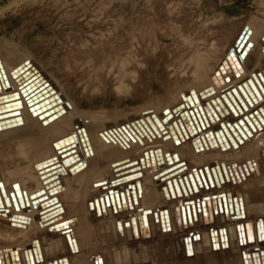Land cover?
<instances>
[{
  "label": "rangeland",
  "instance_id": "obj_1",
  "mask_svg": "<svg viewBox=\"0 0 264 264\" xmlns=\"http://www.w3.org/2000/svg\"><path fill=\"white\" fill-rule=\"evenodd\" d=\"M252 20L255 23L253 29L251 27ZM263 29L264 0H240L237 3L235 0H0V42L3 41L4 43L0 44V63L1 61L2 63L5 62L6 66L8 61L11 63L15 61L11 56L5 57L6 54L3 53V50H6L3 48L8 42V44L11 43L16 46V49L12 48L14 51L17 50L20 55L30 54L35 63L42 68V71L51 77L52 83L60 89L62 95L69 100L68 102L74 106L76 111L104 116V119H107L109 123L105 126L104 133L107 132V127L117 123L119 125L117 128L121 129H119V133L122 135H119V138L122 137V143L128 148L132 147L133 144L144 146V143L147 144L150 140L149 137H154L158 141L165 136L168 138L166 140L173 141L174 136L172 134L175 132L174 134L177 135L178 132L176 138L179 137L181 140L180 144L177 143L179 149H186L185 151L192 149L200 156L202 154L205 156V150H208L206 145H210L212 139L205 140L204 136L208 137L207 133H211L212 130L218 134V139H216L221 142H219L221 146L226 143V146L224 145L226 148L235 149L238 148L235 141L241 142L240 144L251 139L257 141V136L262 135V128L260 130L259 128L255 129V133H253L245 120L241 123L242 116H248L251 110L257 109L261 103H264L262 91H260L262 87L256 79L254 80L256 89L253 87L252 93L248 92L249 88H246L245 93L241 92V88L246 83L252 86L251 78L255 76H259L264 88V66L260 65V70H255L262 54L261 45L257 39ZM242 42L244 46L238 50ZM249 44V50H244ZM243 52H245L244 56ZM5 66L0 65V68ZM257 72L262 73L257 74ZM251 73H253L252 77L249 76ZM211 77L217 78L223 89L229 87L220 95L221 99L224 100L225 95L233 92L235 95L233 98L225 99L230 101H223L225 102L224 105L220 103L221 111L217 109L214 102L216 98L217 100L220 99V96L215 97V99H210L213 98L210 97L208 102L205 101L203 108L206 109L204 110L211 113L213 121L218 122H210L209 124L215 127L207 132L203 127L205 118L201 112V102H199L203 100L204 96H200L199 91L211 92L216 88L217 85L213 82L204 83ZM241 79L244 80L241 81ZM236 83L237 85L232 87ZM238 90L244 102L241 99H235V96L236 98L237 95L239 96ZM259 93L261 99L258 97ZM188 96L193 98L190 99ZM185 100L188 103L184 102ZM155 107H161V110H165L163 114L161 110V114L157 113L158 111L149 113L152 118L148 116L152 120L154 130H159L157 138H155L154 133L151 135L152 130L150 128L145 127L147 125L143 118H137L134 121L135 128H137L136 123L140 124L142 121L141 128L144 126L145 130L143 131H147V133L143 132L145 136L142 137V140L148 139L142 142L140 135H137L138 141H131L132 136L129 131L126 129L123 131L126 120L137 117L141 114V109L154 110ZM215 110H218L217 114ZM222 111L227 115H225L226 118L222 115V118L228 119L227 121L222 122L218 118ZM188 117L192 119L189 121ZM211 117L208 116L209 121ZM233 117L235 120H232ZM164 119L170 122L167 129H165ZM176 119L182 121L179 129L176 128L178 125H174ZM6 121L2 120L1 123L6 124ZM227 123L232 127H235L234 124H236V130L243 128L241 131L246 136L245 140L244 138L240 140L235 135L234 137L233 131H228V128L231 129ZM7 124L10 125V123ZM160 125L164 128H160ZM183 127L187 136L184 135ZM206 129H209V126ZM126 133L130 135L128 136ZM167 133L170 134L169 137ZM66 139L69 140L68 137L63 140ZM231 139L235 146L232 144L233 142L231 143ZM151 140L153 141V138ZM149 145H153L154 148L157 147V143ZM224 146L223 148H225ZM199 147L201 152H197L196 148ZM254 147V144H247L243 147L244 149H237L236 152L242 150L238 154L245 155ZM16 149L17 145L11 144V142H0V159L2 158V161L8 158L16 159ZM170 149L171 152L166 151L164 153L160 150L158 154L151 153V155H156L155 157L161 162H159L160 167L158 165L156 168L151 159L149 161V158L153 157L150 154L142 155L143 158L140 154H128L130 158L136 159V164H138L135 167H129L132 170L129 175L121 177L123 180L119 177L111 181L113 183L111 185L115 186L116 184L117 187L123 182L124 185H128L124 190L125 192L121 191L120 188H114V186L109 189L108 184L103 187L97 185L99 180L105 177L104 170H110L111 174H120V170H126V173L130 171L128 168V170L126 168L115 170V167L110 164L112 160L118 159V156L109 157L101 154L100 161L103 162V169L98 171L92 179L95 188L85 186V183L89 181H85L86 178L90 179L89 176L93 175L92 171L94 170H90L91 173L75 180L74 183L76 184L74 185L80 189L77 191L79 196L76 194L77 196L74 197L77 201L74 198L72 201L78 204L75 205L74 203V206L69 204L68 208L66 205L68 203L61 206L60 197L57 194L54 196L55 199L48 200V194L57 193L54 187H60L64 183H60L58 178L59 181H56V184H52V186L44 184L46 191L42 188L43 193L48 192V194L41 197L35 196L36 199L34 200L36 202L37 199L42 198L41 203L36 202L35 204V208H43L42 211H39L41 214L37 212L40 215L39 219L32 223L30 218L23 217L24 220L16 219L17 224L0 220V264H264L262 257L264 240L259 238L260 234L258 233L260 232L258 226L264 222V219L260 218L261 220L256 221L257 233H253V220L246 221L248 225L242 221L249 218L246 215L247 209L244 205L254 203L264 205L263 162L256 171V167L252 169L250 166L248 169L249 166L243 165H251L252 163H242V158H240L241 160H231L233 161L232 173L235 180L237 179V184L241 182L239 184L241 191L238 190L239 188H235L239 185H230L232 182L228 179L225 168L227 163L223 161L218 164L224 169H222L221 175H224L225 180L222 176L220 181L217 180L218 177H215L213 171L219 170V165H204L195 170L196 172L184 174L179 178L180 180L178 179V181L186 180L185 182H188L187 188L190 187L189 190L196 191V194L188 190L193 196L191 194H187V196L186 193L189 192L182 190L184 195L181 193L178 195L179 197L168 199L167 192L169 191L170 194L173 192L172 175L185 173L188 170L186 168L190 167L182 166L183 161L180 160L184 159L178 156V151ZM223 156L220 155L221 159H225V156L222 158ZM62 157L64 158V156ZM163 159L166 161L164 162ZM173 159L176 160L175 165H173ZM263 159V154L257 156L254 164L256 161L261 163ZM141 160L147 161L149 167L144 168V165L139 163ZM208 160H212V157L203 159V161ZM48 161L45 160L39 165H45ZM78 161H75L74 164ZM38 169H43V167ZM201 169L205 170L208 182L212 180L211 175L214 176L215 187L213 186L212 191L205 188L204 191H200L201 193L197 192L207 185L205 180H203L204 185H198L201 182L196 181L197 178L195 179L193 176L196 173L202 174ZM144 170L156 174L153 178V185L142 193L140 192L141 196H139L140 193L137 194L136 197L138 198L132 195L134 199L127 196L126 200L129 203H126L127 201L123 199L122 194L132 192L134 179L135 181L141 179ZM122 171L121 173H123ZM35 174L37 175V172ZM257 174L262 176L260 175L261 177L258 178ZM190 177L192 182L188 179ZM41 180H43L42 177ZM3 182L2 177H0V192H3L2 197L9 200L8 194L4 196V193L7 192L8 188L10 194L13 190V184L7 185ZM176 184L175 181L174 186ZM175 187L177 188V185ZM199 187L200 189H197ZM22 188L25 189L24 187L14 188L13 193L17 195H14L13 200L18 202H16L17 205L14 203L16 211L30 207L29 201L25 202L28 198L26 189L23 190ZM100 188L102 189L100 190ZM163 189L164 191H162ZM85 191L89 194H85ZM173 193L175 194V191ZM22 200L23 203H21ZM190 200L193 201L190 202ZM50 201L53 204H50ZM221 202L226 206H222ZM7 205H10V200ZM0 208V210L3 209V204H0ZM50 208L53 209L50 210ZM55 208L57 209L55 210ZM193 208L195 209L193 210ZM4 210L6 208L2 212ZM57 216H60L61 219L53 220ZM11 219L13 220V218ZM91 224L94 230L91 229ZM37 225L40 227L39 230L36 229L38 228ZM241 225H245L243 238L240 232ZM249 225H252V235L259 234L257 235V243L263 244L260 247L263 251H260V248L257 250L255 245L245 241V238L248 237ZM24 227L27 230L23 231L22 228ZM171 231L172 233H170ZM99 258L100 260H98Z\"/></svg>",
  "mask_w": 264,
  "mask_h": 264
},
{
  "label": "bare ground",
  "instance_id": "obj_2",
  "mask_svg": "<svg viewBox=\"0 0 264 264\" xmlns=\"http://www.w3.org/2000/svg\"><path fill=\"white\" fill-rule=\"evenodd\" d=\"M254 25H255V23H254V21L252 20V22H251V27H252V29H253V27H254ZM259 34V33H258ZM255 36L257 35V34H254ZM253 35V36H254ZM257 41H259V43H260V45H261V51H262V54H261V56H260V62L258 63V66L256 67V71L257 70H260V67L263 65L264 66V29L261 31V33H260V35H259V37H258V39H257ZM2 42V43H1ZM0 42V44L2 45V44H4L3 43V41H1ZM5 42V41H4ZM9 43V42H8ZM7 43V45H5V47L3 48V49H5L6 48V50H3V53H5L6 55H5V57H7V58H9L10 56L11 57H13L14 59H15V61H14V63H11V61H8V64H6V66H8V67H6L5 66V62H3L2 63V61H1V63H0V65H4L5 67H2V69L4 70V73H5V75H6V83H3L1 80H0V96H3V95H5V94H11V93H14V92H17L18 91V87H19V85H20V81H21V79H20V77H22V75H23V79H26V81L28 80V81H31L30 82V84H32V86L30 87L31 89L30 90H33V89H40V88H45L46 89V91L45 92H43L41 95H40V97H41V101L40 102H42L45 106H47L48 108H49V115L48 116H45L44 115V117H43V114H36L34 111H32V110H30V108H31V106H33L34 104H33V99H31V101L29 100H24V98H22V100L20 101V104H19V106H20V108L18 109L19 110V114H18V116H8L7 114H6V111H8V110H6L7 108H10L9 106H6V105H3L2 103H4L5 102V99H8V98H5V97H1V99H0V101H2V102H0V142H11V144H14V145H17V149H16V154H17V157H16V159H10V158H8L7 160H4V161H2L1 159H0V177H2V179H3V183H5V184H7V185H11V184H13L12 185V187H13V190L11 191V193L9 194V191H8V188H7V192L5 191V193H4V196H5V194L7 195L8 194V196H9V200H10V205H7V202H9V200H7V199H5V197H2L3 196V192L1 191L0 192V204H3V209L4 208H6V210H4V212H2L3 211V209L2 210H0V220L1 221H4V222H8V221H11L12 223H14V224H17V221L15 220H12L11 218H13V217H16L17 218V220H21V219H19V218H23V217H28V218H30L29 220L32 222V223H34L35 222V220L36 219H39L40 218V215L39 214H37V212H39V211H42L43 210V208H35V204H36V202L34 201L36 198H35V196H46V194H48V192H45V193H43L44 191H43V189L42 188H44V184H46V186H48V185H51L52 186V184H56V181H59L58 180V178L60 179V183H64L63 185H61L60 187H62L63 186V188H60V187H58V186H56V187H54L55 188V190H57V193H53V194H48V200H50V199H55V194H57L59 197H60V199H59V202H61V206H63L62 204H64V203H68V204H66L67 205V208H68V206H69V204H72L73 206H74V203H75V201H77V200H75L76 198H74L75 196H77L78 194H77V191H79V189L80 188H78V186H75L74 184H76V183H74V182H76L75 180H78V179H80L81 177H83V176H85L87 173L89 174V173H91L90 172V170H94V171H92V173H93V175H91V176H89L90 177V179L88 178H86V180L85 181H87V180H89L87 183H85L86 185V187H88V188H91V187H94L95 188V183L92 181V179H93V177L94 176H96V173H98V171H101L103 168H102V166H103V162L102 161H100V155L101 154H103V155H106V156H109V157H115V156H118V159H116V160H112L111 162H110V164H112L114 167H115V170H120V169H123V168H128V169H130L129 167H135V165H137L136 164V162H134L135 164H133V165H126V163H128V162H133L135 159L134 158H130L129 156H128V154H131V155H133V154H140L141 155V157H142V155H144V156H147L148 154H150V156H153L152 158H149V161H150V159H151V161H152V164H153V166L156 168V167H158V165H159V167H160V164H159V160L155 157L156 155H151V153L152 152H155V153H159V151L160 150H162V152H166V151H169V152H171L170 150V148H172L173 150L172 151H178L179 152V157H181V158H183L184 160H180L181 162L183 161V163H182V166L183 165H187V167L188 166H190L189 168H186V170L187 171H185V173H181V174H174V175H172L171 177L173 178V179H171L172 181H171V183L173 182V185H171L172 187H173V192L175 191V194L173 193V192H171V194L169 193V191L167 192V195H169V197H167L168 199L170 198V199H173V198H175V197H179L178 195L179 194H185L184 192H182V190L183 191H185V192H189L190 190V187H189V189L187 188V186H186V184L188 183H186L183 179L181 180V181H178V179L182 176V175H184V174H188V173H190V172H194L195 170H198V168H200V167H203L204 165H210V164H214V166L216 165V166H218L219 165V170L217 169V170H215V171H213L214 172V174H215V177H218V179L217 180H219L220 181V178H222L224 175H221V173H223V171H222V169L223 168H221V166H220V164L224 161V162H226L227 164V166L225 165V168H226V172H227V175H228V179L232 182V184H230V185H233V186H236V185H239L240 183H238L237 184V182H236V180H235V178H234V176H233V173H232V162L233 161H231L232 159H240V158H242V163H246V162H251L252 164L251 165H248V164H243V165H246V167L247 166H249L248 167V169H250V166L252 167V169H254V167H256L255 169H256V171H257V167L260 165V164H262V162H263V164H264V159L261 161V163H259V162H257L256 161V164H254L255 163V160L257 159V156H259V155H261V154H263L264 155V103L261 105L260 104V106L257 108V109H255V110H251V113L248 115V116H242V118H241V120H245L246 122H247V124L250 126V130L253 132V133H255V129H258L259 128V130H260V128H262L261 129V131L263 130V132H262V135L260 136H257V141L255 140V139H251V140H246L247 142H245V141H243V143L242 144H240L238 141H235V143L238 145V148L236 147V149L235 148H226L225 146V144L226 143H223V146L225 147V148H223V146H221L220 144H219V142L217 141V139H218V134L217 133H215L213 130H212V132L211 133H207V135H208V137L206 136H204V138H205V140H210V139H212L211 141H210V145H206V148L208 147V150H205L206 151V153H205V156H203V154H202V156H200V154H197V153H195V150H192V149H189L188 151H185L183 148H181V149H179L178 148V144H180L181 143V140H179L180 138L178 137V138H176V136L178 135V132H177V135H175L174 133L172 134V136H174L173 137V141H170V140H166V139H168L167 137L165 138V136L162 138V139H158V141H157V139H154V137H149L150 138V140L153 138V141L151 140H148V142H147V144L146 143H144V146H141V144L140 145H135V144H133L132 145V147H127V146H124V144L122 143V135H121V133H119L120 132V128H117V127H119V125L117 124V123H115V125L113 124H111V126L110 127H107V132H105L104 133V131H105V126H107L109 123H108V121H107V119H104L105 117L104 116H100V115H97L96 113H82V112H78V111H76V109L74 108V106L71 104V103H69L68 101V99H66L63 95H62V93H61V91H60V89L59 88H57L55 85H54V83H52V79H51V77L48 75V74H46L45 72H43L42 71V68L38 65V64H36L35 63V61L32 59V57L30 56V54H21L20 55V53H17V50L16 51H14V49L13 48H15L16 46L14 45V44H8ZM13 47V48H12ZM2 48V47H1ZM16 49V48H15ZM1 50V49H0ZM2 56V55H1ZM11 59V58H10ZM261 65V66H260ZM200 69H201V67H200ZM199 69V70H200ZM1 70V69H0ZM255 71V72H256ZM263 71H264V67H263ZM260 73H262V72H257V74H260ZM29 74L31 75L30 77H29ZM26 75V76H25ZM252 75H253V73H251L249 76H251L252 77ZM249 76H248V78H249ZM217 77V76H216ZM256 77V78H255ZM255 77H252L251 78V80H252V82H253V85L250 87L249 86V84L248 83H246L245 84V86H242V88H241V92H244L245 93V90H246V88H249L250 90L248 91V92H251L252 93V90L254 89L253 87H255V81L254 80H256V79H258V81H259V85L262 87V90H260V91H262L261 92V95H262V97L264 98V88H263V86H262V82H260V78H259V76H255ZM37 79L38 80V82L37 83H34V80L33 79ZM209 78V77H208ZM244 79H241V81H243ZM206 82H204V83H208V82H210V83H215L217 86H216V88L213 90V91H211V92H203V91H199V93H200V96L201 95H203L204 96V98H203V100H200L199 102H201V105H202V108H201V112H202V115L204 116V118H205V121L203 122V127L205 128V130L208 132V130H211V129H213L215 126H213V125H211V124H209L210 122H212L213 121V118L211 117V113H208V111L206 112L204 109H206L205 107L203 108V105H205V101H207V100H209V98L210 97H213V98H210V99H215V97H217V96H220V95H222L224 92H225V90L228 88L229 89V87H227V88H222V86L220 85V81L217 79V78H215V77H211L210 79H208V80H205ZM240 81V82H241ZM239 82V83H240ZM238 83V82H237ZM237 83L235 84V85H233L232 87H234V86H236L237 85ZM262 83V84H261ZM48 88V89H47ZM237 88V87H236ZM240 88V87H239ZM259 88V87H258ZM255 89H256V87H255ZM230 90H231V88H230ZM236 91V90H235ZM247 91V90H246ZM256 91V90H255ZM254 91V92H255ZM238 92H239V90H238ZM190 94H192V93H190ZM194 94H197V92L195 93L194 92ZM193 94V95H194ZM256 94V93H255ZM189 95V94H188ZM192 95V96H193ZM235 94H234V92L233 93H230V94H228V95H225L224 96V100L223 99H221V96H220V99H218L217 100V98L214 100V102L216 103V106H217V109L219 110V111H221L222 109H221V107H220V103H223V105H224V103L225 102H223V101H226L225 99H228V97H231V98H233V96H234ZM240 92H239V96L237 95V98H236V96H235V99L236 100H240L241 99V97H240ZM253 95V94H252ZM260 95V93L258 94V97L261 99L262 97H260L261 96ZM10 96H12V95H10ZM189 96H191V95H189ZM188 96V97H189ZM194 96H196V95H194ZM249 96V95H248ZM243 97V96H242ZM256 97H257V95H256ZM187 98V97H186ZM190 99H192L191 97H189ZM185 99V98H184ZM190 99H189V101H190ZM245 99V98H244ZM4 100V101H3ZM264 100V99H263ZM262 100V101H263ZM179 101H183V100H179ZM178 101V102H179ZM228 101V100H227ZM226 101V102H227ZM230 101V100H229ZM228 101V102H229ZM232 101H234V100H232ZM241 101L242 102H244L242 99H241ZM248 101V100H247ZM250 101V100H249ZM248 101V102H249ZM261 101V102H262ZM7 102V101H6ZM184 102H187V100H185ZM208 102V101H207ZM210 102V101H209ZM246 102V101H245ZM181 103V102H180ZM180 103H179V105H180ZM188 103V102H187ZM235 103V102H234ZM255 103V102H254ZM253 103V104H254ZM259 103H260V101H259ZM174 104H178V103H174ZM186 104V103H185ZM207 104V103H206ZM228 104H230V103H228ZM233 104V103H232ZM247 105H248V103H247ZM18 106V105H17ZM171 106V105H170ZM198 106V105H197ZM213 106V105H212ZM226 106V105H225ZM231 106V105H230ZM246 106V105H245ZM256 106V105H255ZM172 107V106H171ZM176 107H177V105H176ZM189 108V107H188ZM233 108V107H232ZM242 108V107H241ZM252 108H254L253 106H252ZM169 109V108H168ZM170 109H173V108H170ZM224 109V108H223ZM228 109V108H227ZM160 110H161V107H155V109L154 110H149V109H146V108H144V109H141L140 110V113L141 114H139L137 117H132V118H130V119H128V120H126V122L124 123V125H126L125 126V128H124V130L123 131H125V129L127 130V131H129V133L131 134V136H132V140L131 141H138V139H137V135H140L139 137H140V140H142V137L143 136H145V134L144 133H147V131H143V130H145L144 129V126L141 128V125L140 124H142V121H141V123L140 124H138V122L136 123V125H137V128H135V126H134V121L138 118H143V120H144V123L147 125V126H145V127H148V129L150 128L151 130H152V133H151V135L154 133V135H155V138H157V134H159V130L157 131V129L156 130H154L155 128H153L152 126V120H151V116L149 115V113H151V112H157V113H159V114H161V112H160ZM188 110V109H187ZM218 110H215V113L217 114L218 113ZM225 110V109H224ZM229 110V109H228ZM234 110V109H233ZM244 110V109H243ZM161 111H163V110H161ZM165 111V110H164ZM164 111L162 112V114L164 113ZM230 111V110H229ZM228 112V111H227ZM231 112V111H230ZM247 112V111H246ZM245 112V113H246ZM249 112H250V110H249ZM195 113V112H194ZM235 113V112H234ZM244 113V114H245ZM231 114V113H230ZM200 115V114H199ZM222 115L224 116V118H226L225 117V115H226V113H223V111H222V114L219 116L218 115V118L220 119V121H227L228 119H223L222 118ZM234 115V114H233ZM246 115V114H245ZM148 116H150V117H148ZM179 116V115H178ZM188 116V115H187ZM208 116L209 117H211L210 118V121L208 120L209 118H208ZM227 116V115H226ZM238 116V115H237ZM16 118V120L14 119L13 121H11L10 122V119L11 118ZM43 117V118H42ZM169 118V117H168ZM175 118V117H174ZM181 118V117H180ZM246 118V119H245ZM188 119H189V117H188ZM190 119H192V118H190ZM190 119H189V121H190ZM217 119V118H216ZM2 120H7L6 122L7 123H10V125L9 124H3V123H1V121ZM157 120H158V118H157ZM229 120H231V119H229ZM232 120H235L234 119V117L232 118ZM238 120H240V119H238ZM240 120V121H241ZM138 121V120H137ZM155 121V120H154ZM164 121H165V119H164ZM218 121V120H217ZM161 122V121H160ZM175 123H174V125H178V126H176V128L177 129H179V126H180V123L182 122L181 120H179V119H176V121H174ZM213 122H215V121H213ZM159 123V122H158ZM162 123V122H161ZM168 123H170L169 121H165V129H167L168 128V126H170ZM191 123H192V121H191ZM215 123H218V122H215ZM118 125V126H117ZM143 125V124H142ZM223 125V124H222ZM235 125V127H232L229 123H227V126H229L230 127V129L231 130H229V128H228V131H233L232 132V134H233V136L235 135V136H238L239 138H240V140H242V138H244V140H245V138H246V136L242 133V129L243 128H241V130H236V124H234ZM240 125V124H239ZM121 126H123V125H121ZM161 126V127H160ZM159 127L160 128H164L162 125H160ZM207 126H209V129H206V127ZM226 126V125H225ZM224 126V127H225ZM159 127H156V128H159ZM175 127V126H174ZM217 127V126H216ZM220 127V126H219ZM109 128H110V130H109ZM114 128H115V130H114ZM159 128V129H160ZM222 128V127H221ZM120 129V130H119ZM177 129H175L174 128V130H177ZM183 130H184V135H186L187 136V134L185 133V128L183 127ZM187 130H188V127H187ZM258 130V131H259ZM122 131V132H123ZM158 133H157V132ZM169 131V130H168ZM171 131V130H170ZM190 132H191V130H189ZM220 131V130H219ZM144 132V133H143ZM151 132V131H150ZM156 132V133H155ZM210 132V131H209ZM223 132V131H222ZM225 132H226V129H225ZM257 132V131H256ZM127 134L128 136L130 135V134ZM141 133V134H140ZM224 133V132H223ZM227 133V132H226ZM163 134V133H162ZM165 134V133H164ZM169 133H167V135H168ZM229 134H231L230 132H229ZM119 135H121L120 137L121 138H119ZM161 135V134H160ZM220 135H222V133H220ZM226 135V134H225ZM150 136V135H149ZM170 136V134L168 135V137ZM227 136V135H226ZM230 136V135H229ZM232 136V135H231ZM232 136V137H233ZM234 136V137H235ZM249 136H251V134L249 133ZM253 137H254V135H252ZM65 137H68L69 138V140H71V143H64V144H62L61 145V147L60 148H57L56 147V145L58 144V143H60L61 141H68L67 139L66 140H63V139H65ZM146 137H148V136H146ZM220 137V136H219ZM223 137V136H222ZM129 138V137H128ZM144 138V137H143ZM161 138V137H160ZM185 138V137H184ZM203 138V137H202ZM217 138V139H216ZM225 138V137H224ZM231 138V137H230ZM249 138V137H248ZM256 138V137H255ZM146 139V138H145ZM144 139V140H145ZM148 139V138H147ZM146 139V140H147ZM170 139H172V138H170ZM227 139V138H226ZM233 139V138H232ZM231 139V140H232ZM144 140H142V142L144 141ZM221 140V139H220ZM223 140V139H222ZM234 140V139H233ZM231 141V143L232 144H234V141ZM127 141V140H126ZM228 141V140H227ZM226 141V142H227ZM135 142V143H136ZM149 142H152L153 144H156L157 143V147L156 148H154V147H152L151 145H149V144H152V143H149ZM225 142V141H224ZM129 143V142H128ZM139 143V142H138ZM159 143V144H158ZM162 143H164L163 145H161ZM178 143V144H177ZM187 143V142H186ZM221 143V142H220ZM137 144V143H136ZM240 144V145H239ZM247 144H254L255 145V147H254V149L253 150H250V151H248V152H246L245 153V155L244 154H242V155H244L243 157H242V155H239L240 154V151H242V150H240L239 152H236V150L237 149H242L244 146H246ZM70 145V147L71 148H69V149H63V148H68V146ZM129 146H131L130 144H129ZM149 146V147H148ZM186 147L188 146V145H185ZM197 146V145H196ZM232 146V145H231ZM234 146H235V144H234ZM192 147V146H191ZM197 149V152H201V149H200V147L199 148H196ZM244 149V148H243ZM72 150V151H71ZM246 150H247V148H246ZM71 151V152H70ZM67 152H70L69 154H67ZM236 152V153H235ZM56 153H57V155H56ZM65 153V154H64ZM79 153V154H78ZM239 153V154H238ZM209 154V155H208ZM120 155V156H119ZM220 155H224L225 156V159H221V157H220ZM62 156H64V158L62 157ZM166 156H168V155H166ZM174 156V155H173ZM224 156L222 157V158H224ZM120 157V158H119ZM205 157H212V160H208V161H203V159L205 158ZM220 157V158H219ZM54 158H56V161L53 163V164H59L58 166H57V168H55V169H50L51 168V166H47V165H45L44 167H43V169H38V168H40V167H38L39 166V164L41 163V162H43V161H45V160H52V159H54ZM103 158V157H102ZM176 158V157H175ZM174 158V159H175ZM140 159V158H139ZM145 159V158H144ZM173 159V160H174ZM210 159V158H209ZM69 161V163H66L65 164V161ZM79 160V161H78ZM81 160V161H80ZM143 160V159H142ZM141 160V161H142ZM218 160V161H217ZM241 160V159H240ZM77 162L78 161V163H76V164H74V162ZM139 162V163H142V165H144V168L145 167H149V165L147 164V161L146 162ZM163 161H164V159H163ZM166 161V160H165ZM164 161V162H165ZM216 161V162H215ZM84 162V163H83ZM214 162V163H213ZM241 162V161H240ZM45 163V162H44ZM115 163H117V164H115ZM151 163V162H150ZM161 163V162H160ZM167 163V162H166ZM218 163H220V164H218ZM42 164V163H41ZM176 164V160H174V162H173V165H175ZM44 165V164H43ZM109 166V165H108ZM111 166V165H110ZM213 166V165H212ZM60 167V168H59ZM63 167V168H62ZM85 167V168H84ZM120 167V168H119ZM137 167V166H136ZM142 167V166H141ZM210 167V166H209ZM262 167H264V165H262ZM47 168H49V169H47ZM155 168H153V169H155ZM259 168V167H258ZM63 169V171H61ZM108 169H109V167H108ZM127 169V170H128ZM204 169V168H203ZM262 169V168H261ZM107 170V169H106ZM131 170L132 169H130V171H127V173H126V170H124V171H122V170H120L119 171V173L120 174H111L110 173V170H108V171H105L104 170V175H105V177H103L102 178V180H99V183L97 184V185H99V187H103V186H106L107 184L109 185L108 187H109V189H111L114 185H111V184H113V183H111V181L112 180H115L116 178H121L122 176H124V175H129L130 174V172H131ZM210 170V169H209ZM224 170V169H223ZM61 171V172H60ZM112 172H113V170H111ZM121 171L123 172V173H121ZM160 171H162V170H160ZM183 171V172H184ZM201 172L203 171L202 169L200 170ZM205 171V170H204ZM203 171V176H202V174L200 173V174H198V173H196V175H193L194 177H195V179H196V181H200L201 183L200 184H198V185H204L205 183H207V185L206 186H204L203 187V189H200V187L199 188H197V189H200L199 191H197V192H200V191H204V189L206 188H208V190L210 189H213V186L215 185V180H214V176H212L211 175V177H212V180L210 181V182H208V180L206 179V173ZM212 171H210V173L212 172ZM249 171H251V170H249ZM253 171V170H252ZM37 172V175L35 174ZM116 172V171H115ZM125 172V173H124ZM196 172V171H195ZM212 172V173H213ZM159 173V172H158ZM157 173V174H158ZM209 173V174H210ZM243 173V172H242ZM246 173V172H245ZM255 173V172H254ZM262 174H264L263 172H262ZM191 175V174H190ZM191 175V176H192ZM244 175V174H243ZM250 175V174H249ZM261 175V174H260ZM260 175H256V176H259L258 178H260L261 176ZM58 176V177H57ZM131 176V175H130ZM134 176V175H133ZM156 176V174H153V173H150V171H148V170H144V175H143V177L141 178V179H138L137 181H135V179H134V182H133V186H132V188H131V190H132V192H130V193H128L127 194V192L126 193H124V194H122V197H123V199H125V201H127L126 199H127V196H130V197H136V195L137 194H139L140 192L142 193L145 189H147V188H149L150 186H152L153 185V178ZM222 176V177H221ZM246 176V175H245ZM248 176V175H247ZM264 176V175H263ZM41 177H42V179L43 180H41ZM127 177V176H126ZM242 177V176H241ZM252 177H253V175H252ZM123 178V177H122ZM121 178V179H122ZM128 178V177H127ZM126 178V179H127ZM159 178V177H158ZM160 178H162V177H160ZM169 178V177H168ZM204 178V179H203ZM244 178V177H243ZM248 179H249V177H247ZM256 178V177H255ZM125 179V180H126ZM188 179H190V181H191V177L190 178H188ZM250 179H251V177H250ZM253 180H254V178H252ZM123 180V179H122ZM164 180V179H163ZM180 180V179H179ZM203 180H205V183L203 184ZM222 180V179H221ZM223 180H225L224 179V177H223ZM222 180V181H223ZM244 180V179H243ZM29 181H31L30 183H29ZM127 181V180H126ZM177 182V188L174 186V182ZM188 181V180H187ZM195 181V182H196ZM241 181V180H240ZM118 182V181H117ZM166 182V181H165ZM192 182V181H191ZM129 183V182H128ZM18 186H17V185ZM27 184V185H26ZM194 184V183H193ZM195 184H197V183H195ZM218 184V183H217ZM216 184V185H217ZM221 184H222V182H221ZM226 184V183H225ZM252 184V183H251ZM7 185H4V186H7ZM16 185V186H15ZM59 185V184H58ZM166 185V184H165ZM165 185H163V186H165ZM190 185H191V183H190ZM253 185V184H252ZM251 185V186H252ZM28 186V187H27ZM128 186V185H127ZM126 186V184L124 185V182L122 183V185H118V187L116 186V184H115V186H114V188H120L121 189V191H124L125 190V188L127 187ZM163 186H161L162 188H163ZM167 186V185H166ZM219 186V185H218ZM222 186H224V185H222ZM226 186H228V185H226ZM18 187L20 188V187H24L25 189H26V193H27V196H28V198H27V196L25 195V197L28 199H26L25 197V202L27 203V201H29V206L30 207H27L28 209H25V210H20L19 208H17V209H19L18 211H16V209H15V207H14V203L16 204V202H14V200H13V197H14V188H17L18 189ZM198 187V186H197ZM215 187V186H214ZM240 187H241V185H239V186H237V187H235V188H239L238 190H240ZM65 188V189H64ZM85 188V187H84ZM137 188H139L138 190H137ZM168 188H169V186H168ZM167 188V189H168ZM194 188H195V186H194ZM202 188V187H201ZM229 188V187H228ZM233 188V187H232ZM23 189V188H22ZM25 189H23V190H25ZM45 189V188H44ZM86 189V188H85ZM102 188H100V190H101ZM119 189V190H120ZM230 189V188H229ZM52 190V189H51ZM89 190V189H88ZM108 190V189H107ZM187 190V191H186ZM189 190V191H188ZM208 190H205L206 192L208 191ZM222 190V189H221ZM38 191H41L40 193L41 194H39V195H37V192ZM45 191H46V189H45ZM81 191H82V189H81ZM113 191V190H112ZM118 190H116V192H117ZM120 191V192H121ZM162 191H164V189L162 190ZM167 191V190H166ZM192 191V190H191ZM190 191V192H191ZM194 191V190H193ZM192 191V193H195V192H193ZM212 191V190H211ZM241 191V190H240ZM16 192V191H15ZM22 192V191H21ZM52 192V191H51ZM51 192H49V193H51ZM53 192H54V190H53ZM125 192V191H124ZM156 192V191H155ZM186 193V195L187 194H191L192 195V193ZM244 192V191H243ZM34 193V194H33ZM81 193V192H80ZM85 194H89V193H87V191H85L84 192ZM118 193V192H117ZM123 193V192H122ZM141 193L139 194V196H141ZM173 193V194H172ZM201 193V192H200ZM199 193V194H200ZM205 193V192H204ZM247 193V192H246ZM19 194V193H18ZM22 194V193H21ZM77 194V195H76ZM84 194V195H85ZM164 194V193H163ZM196 194V193H195ZM194 194V195H195ZM223 194V193H222ZM245 194V193H244ZM17 195V194H16ZM15 195V196H16ZM35 195V196H34ZM83 195V194H82ZM86 195V196H87ZM132 195V196H131ZM183 195H181V196H183ZM202 195H203V193H202ZM239 195V194H238ZM32 198H31V197ZM79 196V195H78ZM86 196H84V197H86ZM165 196V195H164ZM188 196V195H187ZM187 196H185V198L187 199ZM193 196V195H192ZM196 196V195H195ZM207 196V195H206ZM212 196V195H211ZM219 196V195H218ZM223 196V195H222ZM37 197V198H38ZM82 197V196H81ZM96 197V196H95ZM132 197V198H133ZM166 197V196H165ZM202 197V199H204L203 198V196H201ZM20 198V197H19ZM21 198H22V195H21ZM73 198H74V200L75 201H72L73 200ZM79 198V197H78ZM136 198H138V197H136ZM184 198V197H183ZM191 198V197H190ZM232 198V197H231ZM248 198V197H247ZM17 199V198H16ZM23 199V198H22ZM81 199V198H80ZM79 199V200H80ZM122 199V198H121ZM134 199V198H133ZM165 199V198H164ZM196 199V198H195ZM199 199V198H198ZM249 199V198H248ZM24 200V199H23ZM23 200H22V202L21 203H23ZM47 200V201H48ZM51 200V201H52ZM167 200V199H166ZM176 200V199H175ZM207 200V199H206ZM216 200V199H215ZM214 200V201H215ZM222 200V199H221ZM234 200V199H233ZM232 200V201H233ZM50 201V202H51ZM55 201V200H54ZM83 201V200H82ZM103 201V200H102ZM119 201H121V200H119ZM163 201V200H162ZM191 201H193V200H190V202ZM203 201V200H202ZM201 201V202H202ZM212 201V200H211ZM230 201V200H229ZM246 201H247V199H246ZM248 201H250V200H248ZM78 202H80V201H78ZM131 202V201H130ZM137 202H139V201H137ZM164 202H165V200H164ZM196 202V201H195ZM18 203V202H17ZM41 203V202H40ZM45 203H48V202H45ZM109 203V202H108ZM117 203V202H116ZM126 203H129V201H127ZM200 203V202H199ZM212 203V202H211ZM216 203V202H215ZM218 203V202H217ZM222 203V202H221ZM50 204H53L52 202L50 203ZM78 204V203H77ZM76 203H75V205H77ZM86 204H87V202H86ZM104 204H107V203H104ZM156 204V203H155ZM166 204V203H165ZM165 204H164V206H165ZM170 204H171V202H170ZM191 204V203H190ZM194 204H196V203H194ZM203 204H205V203H203ZM224 203H222V206H224L223 205ZM235 204V203H234ZM17 205V204H16ZM38 206H40V204H37ZM47 205V204H46ZM85 205V204H84ZM129 205V204H128ZM159 205V204H158ZM192 205V204H191ZM211 205H213V204H211ZM217 205V204H216ZM24 206H25V204H24ZM23 206V207H24ZM44 206H45V204H44ZM73 206H71V207H73ZM87 206V205H86ZM136 206V205H135ZM175 206V205H174ZM195 206V205H194ZM198 206H199V204H198ZM205 206H206V204H205ZM226 206V205H225ZM224 206V207H225ZM234 206V205H233ZM244 206H246L245 208L247 209V216L249 217V218H245L246 220H242V221H244V222H246V221H249V220H253V222H254V224H253V233H257V229H256V227L255 226H257L256 225V221L259 219V220H261L260 218H263L264 219V211H262V209L264 208V205H262V204H259V203H254V204H246V205H244ZM18 207V206H17ZM23 207H21V208H23ZM37 207V206H36ZM65 207V206H64ZM114 207H115V205H114ZM185 207V206H184ZM187 207V206H186ZM193 207V206H192ZM197 207V206H196ZM204 207V206H203ZM219 207V206H218ZM218 207H216V208H218ZM26 208V207H25ZM60 208V207H59ZM76 208V207H75ZM87 208V207H86ZM85 208V209H86ZM118 208V207H117ZM121 208V207H120ZM199 208H200V206H199ZM198 208V209H199ZM209 208V207H208ZM223 208V207H222ZM230 208V207H229ZM235 208V207H234ZM1 209V208H0ZM9 209V210H8ZM51 209H53V208H50V210ZM57 208H55V210H56ZM77 209H78V207H77ZM105 209V208H104ZM109 209V208H108ZM124 209V208H123ZM161 210H162V208H160ZM187 209V208H186ZM195 208H193V210H194ZM210 209H211V207H210ZM212 209H213V207H212ZM226 209V208H225ZM225 209H223V210H225ZM233 209V208H232ZM63 210V209H62ZM72 210H74V209H72ZM87 210V209H86ZM85 210V211H86ZM153 210V209H152ZM203 210H204V208H203ZM240 210V209H239ZM64 211V210H63ZM70 211V210H69ZM77 211V210H76ZM166 211V210H165ZM217 211H218V209H217ZM5 212H6V214H8V215H6L5 214ZM11 212V213H10ZM75 212V211H74ZM78 212V211H77ZM87 212V211H86ZM94 212V211H93ZM139 212V211H138ZM166 212H169V211H166ZM202 212V211H201ZM210 212V211H209ZM214 212V211H213ZM220 212V211H219ZM244 212V211H243ZM40 213V212H39ZM42 213H45V212H42ZM83 213V212H82ZM212 213V212H211ZM214 213H217L216 211L214 212ZM230 213V212H229ZM37 214V215H36ZM41 214V213H40ZM84 214V213H83ZM176 214H178V213H176ZM209 214V213H208ZM207 214V215H208ZM218 214V213H217ZM231 214V213H230ZM245 214V213H244ZM76 215V214H75ZM74 215V216H75ZM98 215V214H97ZM158 215V214H157ZM166 215V214H165ZM180 215V214H179ZM210 215V214H209ZM216 215V214H215ZM69 216V215H68ZM87 216V215H86ZM141 216V215H140ZM155 216V215H154ZM168 217H169V214L167 215ZM172 216V215H171ZM186 216V215H185ZM196 216V215H195ZM73 218V217H72ZM85 218V217H84ZM188 218V217H187ZM197 218V217H196ZM212 218V217H211ZM214 218V217H213ZM224 218V217H223ZM238 218V217H237ZM57 219H61V217L60 216H57L56 218H54L53 220H57ZM132 219V218H131ZM155 219V218H154ZM157 219V218H156ZM22 220H24V219H22ZM52 220V219H51ZM87 220H88V218H87ZM86 220V221H87ZM111 220H113V219H111ZM97 221V220H96ZM159 221V220H158ZM181 221V220H180ZM184 221V220H183ZM239 221V220H238ZM52 222V221H51ZM91 222H92V220H91ZM99 222V221H98ZM137 222V221H136ZM155 222V221H154ZM192 222V221H191ZM239 222H241V221H239ZM243 222V223H244ZM49 223V222H48ZM173 223V222H172ZM189 223V222H188ZM201 223V222H200ZM228 223V222H227ZM247 223V222H246ZM22 224V223H21ZM20 224V225H21ZM24 224V223H23ZM26 224V223H25ZM96 224V223H95ZM184 224V223H183ZM224 224V223H223ZM229 224V223H228ZM236 224H237V222H236ZM27 225V224H26ZM31 225V224H30ZM94 225V224H93ZM137 225V224H136ZM181 225V224H180ZM217 225H219V224H217ZM230 225V224H229ZM247 225H248V223H247ZM247 225H246V227H247ZM260 225V224H259ZM32 226V225H31ZM91 226H92V224H91ZM90 226V227H91ZM96 226H97V224H96ZM245 226V225H244ZM243 226V227H244ZM19 227H21V226H19ZM37 227H38V225H37ZM121 227V226H120ZM128 227V226H127ZM136 227V226H135ZM169 227V226H168ZM218 227H220V226H218ZM259 227V226H258ZM25 228V227H24ZM24 228H22L23 229V231H25V230H27L26 228L24 229ZM138 228V227H137ZM36 229H40V227H38V228H36ZM88 229H89V227H88ZM91 229H93V226H92V228ZM136 229V228H135ZM201 229V228H200ZM94 230V229H93ZM107 230V229H106ZM198 230V229H197ZM245 230V229H244ZM30 231V230H29ZM33 231V230H32ZM34 231H35V229H34ZM33 231V232H34ZM194 231V230H193ZM28 232V231H27ZM40 232V231H39ZM130 232V231H129ZM37 233V232H36ZM117 233V232H116ZM170 233H172V231L170 232ZM245 233V232H244ZM259 234H260V232H258ZM5 234H7V233H5ZM28 234V233H27ZM203 234V233H202ZM227 234V233H226ZM259 234H257V235H259ZM8 235H9V233H8ZM254 235V234H253ZM257 235L255 234L254 235V238H252L251 240H249L248 239V237L247 238H245V241L246 242H249L250 244H252V245H255L256 246V248H257V250L263 245V244H260V243H257ZM89 236V235H88ZM137 237V236H136ZM203 237V236H202ZM228 237V236H227ZM138 238V237H137ZM259 238H260V235H259ZM238 239V238H237ZM196 240V239H195ZM208 240V239H207ZM230 241V240H229ZM92 243V242H91ZM149 243V242H148ZM228 243V242H227ZM230 243V242H229ZM248 243V244H249ZM223 244V243H222ZM247 244V245H248ZM205 246V245H204ZM224 246V245H223ZM144 247V246H143ZM228 247V246H227ZM42 249V248H41ZM123 249V248H122ZM142 249V248H141ZM193 250V249H192ZM253 250V249H252ZM92 251V250H91ZM131 251H132V249H131ZM188 251V250H187ZM260 251H262V249L260 248ZM100 252V251H99ZM125 252V251H124ZM123 252V253H124ZM34 253V252H33ZM35 254V253H34ZM101 254V253H100ZM126 254V253H125ZM171 254V253H170ZM19 255V254H18ZM101 255H103V254H101ZM14 256V255H13ZM26 256V255H25ZM35 256V255H34ZM97 256V258H98V255H96ZM95 256V257H96ZM132 256V255H131ZM24 257V256H23ZM78 257V256H77ZM99 257H100V255H99ZM262 257H263V261H264V254L262 253ZM4 258V257H3ZM17 258V257H16ZM38 258V257H37ZM68 258V257H67ZM75 258H76V255H75ZM121 258V257H120ZM139 258V257H138ZM34 259V258H33ZM85 259V258H84ZM156 259V258H155ZM16 260V259H15ZM23 260V259H22ZM82 260H83V258H82ZM89 260V259H88ZM98 260H100V258L98 259ZM25 261V260H24ZM97 261V260H96ZM118 261V260H117ZM17 262V261H16ZM27 262V261H26ZM74 262H75V260H74ZM78 262H80V261H78ZM83 262V261H82ZM210 262V261H209ZM59 263V262H58ZM33 264V263H32ZM77 264V263H76Z\"/></svg>",
  "mask_w": 264,
  "mask_h": 264
},
{
  "label": "water",
  "instance_id": "obj_3",
  "mask_svg": "<svg viewBox=\"0 0 264 264\" xmlns=\"http://www.w3.org/2000/svg\"><path fill=\"white\" fill-rule=\"evenodd\" d=\"M244 46V44H243V42L242 43H240V46L238 47V50H240L242 47ZM249 46H250V44L249 45H247L246 47H245V49L244 50H249ZM245 51V52H246ZM245 52H243L242 54H243V56L245 55L244 53ZM1 70H0V80L3 82V83H6V75H5V73H4V70L2 69V67L0 68ZM26 76V75H25ZM31 75L29 74V77H30ZM22 78V79H21ZM20 79H21V81H20V85H19V87H18V91L17 92H14V93H11V94H5V95H3V96H0V99H1V97H5V98H8V99H5V102L4 103H2L3 105H6V106H9L10 108H7L6 110H8V111H6V114L10 117V116H18V114H19V108H20V106H19V104H20V101L22 100V98H24V100H30L31 101V99H33V106H31V108H30V110H32V111H34L36 114H43V117H44V115L45 116H48L49 115V108L47 107V106H45L42 102H40L41 101V97H40V95L43 93V92H45L46 91V87L45 88H40V89H33V90H30L31 88V86H32V84H30V82L32 81H26V79H23V75H22V77H20ZM34 80V83H37L38 82V80L35 78V79H33ZM48 89V88H47ZM10 95H12V96H10ZM4 101V100H3ZM7 101V102H6ZM0 102H2V101H0ZM18 105V106H17ZM11 118L10 119V122L11 121H13L14 119L16 120V118ZM42 117V118H43ZM69 148H71L70 147V145L68 146V148H63L64 150L65 149H69ZM72 151V150H71ZM70 151V152H71ZM70 152H67V154H69ZM65 154V153H64ZM143 158V157H142ZM49 161H56V158H54V159H52V160H49ZM137 160L135 159L133 162H128V163H126V165H133L134 164V162H136ZM115 164H117V163H115ZM45 165H49V166H51V168L50 169H55V168H57V166L59 165V164H53V163H46ZM120 168V167H119ZM47 169H49V168H47ZM41 191H38L37 192V195H39V194H41L40 193ZM35 196V195H34ZM33 197V196H32ZM42 200V198L40 199V200H38L37 199V201L36 202H40ZM263 251V250H262ZM262 253V252H261Z\"/></svg>",
  "mask_w": 264,
  "mask_h": 264
},
{
  "label": "snow or ice",
  "instance_id": "obj_4",
  "mask_svg": "<svg viewBox=\"0 0 264 264\" xmlns=\"http://www.w3.org/2000/svg\"><path fill=\"white\" fill-rule=\"evenodd\" d=\"M246 119V118H245ZM244 121L242 120L241 123H243ZM64 143H71V140H68V141H61L60 143H58L56 145L57 148H60L62 144ZM47 163H54V161H48ZM65 163H69V161H65ZM45 165H39L38 167H44ZM17 218L16 217H13V220L15 221ZM19 219H24V218H19ZM66 227V225H65ZM249 232H248V239L251 240L253 238V235H252V225H249ZM259 229H260V239L261 240H264V222L260 223L259 225ZM240 232H241V237L243 238L244 236V232H243V225L240 226Z\"/></svg>",
  "mask_w": 264,
  "mask_h": 264
},
{
  "label": "trees",
  "instance_id": "obj_5",
  "mask_svg": "<svg viewBox=\"0 0 264 264\" xmlns=\"http://www.w3.org/2000/svg\"><path fill=\"white\" fill-rule=\"evenodd\" d=\"M235 1H236V3H237V2H239L240 0H235Z\"/></svg>",
  "mask_w": 264,
  "mask_h": 264
}]
</instances>
